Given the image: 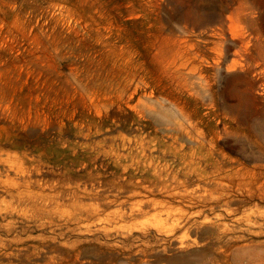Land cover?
I'll return each mask as SVG.
<instances>
[{
  "label": "rangeland",
  "instance_id": "1",
  "mask_svg": "<svg viewBox=\"0 0 264 264\" xmlns=\"http://www.w3.org/2000/svg\"><path fill=\"white\" fill-rule=\"evenodd\" d=\"M261 88L264 0H0V264H264Z\"/></svg>",
  "mask_w": 264,
  "mask_h": 264
},
{
  "label": "bare ground",
  "instance_id": "2",
  "mask_svg": "<svg viewBox=\"0 0 264 264\" xmlns=\"http://www.w3.org/2000/svg\"><path fill=\"white\" fill-rule=\"evenodd\" d=\"M232 21L234 22L236 20L233 19ZM248 41L249 40H247L245 38L241 39L240 43L236 44L235 49L238 50L239 47H245V46L247 47V45L249 44ZM230 64H231L230 65V69H229L230 71H235V70L237 71L242 66V62H241V60L238 57L233 58L231 60ZM249 79L247 77H245V76H240V75L239 76H237V75L233 76L231 85L226 89L225 103H223V105L226 106L225 108H226V111L228 112L227 114H229V115L231 114V115L239 117L241 115V113H242L241 112L242 106H244L245 104H247V105L248 104H253L254 102L257 101V96H255L256 93L254 91L255 90V86H254V84L250 83ZM241 84L247 85L249 87L247 89H245V90H240L239 88H240ZM261 90H264V89L261 88ZM238 91H239V94H238L239 95V99H240V102H241L242 106L240 107V106H235V105L228 104L227 101L230 100V97H232L233 95L235 96L238 93ZM258 93L261 94V92H258ZM214 102H215V106L217 107V111H220V109H222V106H221L222 103H221V98H220L218 93L215 94ZM14 197H15V195H14ZM29 201H30V199H29ZM30 205H31V207L33 209H37V205L36 204H34V205L30 204ZM20 211H18V213L23 215V217L27 216V213L25 211H23L22 213H20ZM27 212H28V210H27ZM20 243H21V241L13 240V241H11V243L6 244V246H13V245L14 246H20Z\"/></svg>",
  "mask_w": 264,
  "mask_h": 264
}]
</instances>
